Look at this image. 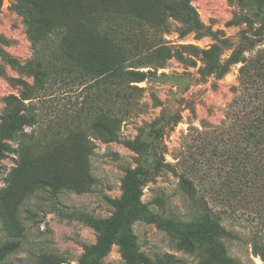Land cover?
I'll list each match as a JSON object with an SVG mask.
<instances>
[{
  "label": "rangeland",
  "instance_id": "1",
  "mask_svg": "<svg viewBox=\"0 0 264 264\" xmlns=\"http://www.w3.org/2000/svg\"><path fill=\"white\" fill-rule=\"evenodd\" d=\"M40 1L49 27L0 0V134L25 112L13 96L34 104L27 142L3 139L0 264H128L123 232L139 264H224L223 246L264 264V135L240 153L231 117L264 95V0ZM117 212L109 250L89 252Z\"/></svg>",
  "mask_w": 264,
  "mask_h": 264
},
{
  "label": "trees",
  "instance_id": "2",
  "mask_svg": "<svg viewBox=\"0 0 264 264\" xmlns=\"http://www.w3.org/2000/svg\"><path fill=\"white\" fill-rule=\"evenodd\" d=\"M18 7L24 12L27 16V20L30 24L35 27L42 26L43 28L51 26L50 17L48 15L47 10L44 7V4L40 0H18ZM196 12L191 9L188 12L189 18L195 22L197 18L195 17ZM236 52H234L230 58L231 62L237 61ZM226 69V67H225ZM130 75L134 76V81H142L146 78L147 74L143 71H130L128 72ZM264 95L256 94L255 96H251L249 94V98L239 97L236 98L233 108L231 110V117L233 119V124L235 127L240 126L238 132H235L236 137V145L235 147L238 149L240 153L246 149L247 144L251 141L252 143L259 144V139L264 135ZM27 96H13L11 103L14 105L22 104V108L25 109L24 113L20 112V109H15L9 112L5 117V122L7 124L6 131L3 134H0V159L4 156L5 151L10 149L9 144H7L3 139L20 137L22 142H27L26 137L27 133L23 129V125L27 122H30L33 119V107L34 104L29 101L25 103L24 100L29 99ZM237 108V109H236ZM246 127H250L247 128ZM228 149L224 148L223 154L227 156ZM243 157H240L241 161ZM243 163V162H242ZM241 163V164H242ZM137 188L134 187V184L131 179L127 180L126 183V192H131L133 194L136 193ZM113 203L119 208L122 206V203L119 200H113ZM148 217L152 220H156L152 214L145 212ZM205 216L207 218H216V213H211L208 208L206 209ZM219 217V216H218ZM123 219V215L121 212H117L113 218L109 219H98L92 222L93 226L99 230L100 236L96 245L88 247V251L91 253H99L100 255L105 254L112 243V238L106 230L112 227L117 222ZM218 231L225 229L220 223H217ZM205 238H212L213 235L209 232H206L203 235ZM120 243L123 248V256L127 260L128 264H139L136 259V251L137 248L134 244V241L131 235L127 232H123L121 234ZM223 246V245H222ZM255 254L259 255L264 261V244H259L257 241L253 242ZM261 248V250H260ZM222 255H224V264H239L236 261L228 259L226 256V248L223 246L221 250ZM174 256H170L168 260L164 258H158L160 264H185L182 260L174 258Z\"/></svg>",
  "mask_w": 264,
  "mask_h": 264
}]
</instances>
